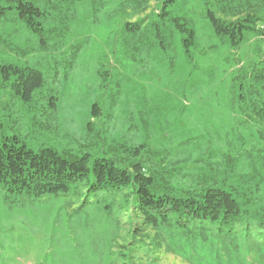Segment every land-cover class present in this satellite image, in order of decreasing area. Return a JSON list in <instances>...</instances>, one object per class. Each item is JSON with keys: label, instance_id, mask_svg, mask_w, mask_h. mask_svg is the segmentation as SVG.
Masks as SVG:
<instances>
[{"label": "rangeland", "instance_id": "374dc122", "mask_svg": "<svg viewBox=\"0 0 264 264\" xmlns=\"http://www.w3.org/2000/svg\"><path fill=\"white\" fill-rule=\"evenodd\" d=\"M54 1L60 9L40 5V35L13 11L0 19V64L44 81L27 104L0 90L1 137L90 160L113 145L142 147L177 190L246 177L264 191V126L240 97L264 58V22L231 49L204 18L205 0H169L165 17L168 0ZM173 18L191 25L193 44L183 46ZM128 192L77 184L30 199L0 189V264H264V231L145 225Z\"/></svg>", "mask_w": 264, "mask_h": 264}, {"label": "trees", "instance_id": "16d2710c", "mask_svg": "<svg viewBox=\"0 0 264 264\" xmlns=\"http://www.w3.org/2000/svg\"><path fill=\"white\" fill-rule=\"evenodd\" d=\"M75 1L78 0L71 2ZM43 2L54 10L60 9L54 0H0V19L7 11H13L16 20L40 35ZM170 3L169 0L163 3L161 17L168 15ZM204 3V18L213 34L231 49H237L246 35L263 33L258 25L264 22V0H205ZM171 20L174 28L184 35L183 46L193 44L195 33L191 25L186 21L179 23V18ZM248 70L244 84L240 85L246 97H240L250 101L253 112L258 111L257 120L264 126V58ZM43 82L42 74L36 69L0 64V90L24 104L32 100ZM55 101V95H51L52 111L56 108ZM97 116L98 108L93 104L91 117ZM87 126L90 128L91 124ZM18 143L15 136H0V189L8 194L39 199L66 194L77 184H84L86 192L92 194L127 189V196L134 203L133 211L145 225L157 227L173 223L178 227H216L234 234L237 226L244 224L246 231L249 226L264 231V191L260 193L259 185L253 183L252 178L240 177L234 183L213 177L190 189L177 190L168 177L142 160V147L113 145L103 157L90 160L87 154L77 156L52 148L34 152Z\"/></svg>", "mask_w": 264, "mask_h": 264}]
</instances>
